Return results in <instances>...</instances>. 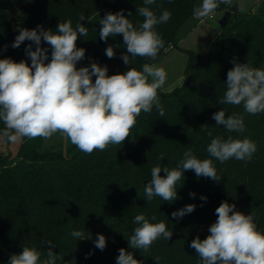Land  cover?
<instances>
[{
	"label": "trees",
	"instance_id": "1",
	"mask_svg": "<svg viewBox=\"0 0 264 264\" xmlns=\"http://www.w3.org/2000/svg\"><path fill=\"white\" fill-rule=\"evenodd\" d=\"M201 3L156 0L150 7L157 16L164 10L171 12L170 20L155 29L164 48L156 61L136 57L126 65L121 59L127 54L122 35L101 40L99 20L109 12L123 10L138 26L143 18L136 8L144 6L143 0H0V59L25 61L30 66L25 49L31 44L35 50L36 45L26 40L13 48L19 30L42 26L56 32L60 22L71 20L73 28L78 22L88 28L87 36L77 40V47L86 50L77 68L96 62L101 67L107 65L108 75L112 65L118 74L130 67L142 71L144 63L159 64L169 47L178 46L182 30L194 18V7ZM226 7L231 14L228 24L214 38L209 52L191 56L184 85L173 93L158 94L164 115L160 116L155 106L150 113L141 112L123 144L86 154L57 133L60 139L55 137L53 143L51 138H23L17 156H0V264H8L11 255L21 253L24 246L36 247L41 260L51 248L60 257L56 264H116L121 248L133 252L142 264H202L190 247L191 241L210 234L208 229L217 219L215 210L224 201L235 204V210L245 215L254 213L257 229L264 233V113L251 115L243 105L218 104L226 91L227 72L235 63L264 69V7L256 13H242L239 0ZM81 15L85 19L79 21ZM109 45L115 51L113 58L105 54ZM40 46L47 49L45 63L50 62L51 46L43 40ZM92 79L94 82L95 77ZM222 109L226 116L244 117L243 133H229L216 125L213 113ZM5 130L0 121V135ZM217 136L225 140L247 137L257 150L250 162L232 158L220 163L206 151ZM189 148L198 159H212L221 179L198 178L187 170L176 184L175 201L154 197L148 202L144 188L151 180V169L173 168ZM189 204L196 206L192 213L172 217V212ZM138 214L153 224L165 222L173 232L171 239L161 237L147 251L130 249L128 239L138 226L133 223ZM73 230L81 231L85 239L73 237ZM98 234L106 237L104 250L95 247Z\"/></svg>",
	"mask_w": 264,
	"mask_h": 264
},
{
	"label": "clouds",
	"instance_id": "2",
	"mask_svg": "<svg viewBox=\"0 0 264 264\" xmlns=\"http://www.w3.org/2000/svg\"><path fill=\"white\" fill-rule=\"evenodd\" d=\"M155 3L156 0H143L144 6L136 8V14L143 18L138 26L133 25L123 10L109 12L99 20L101 40L122 35L127 54L121 59L126 65H131L136 57L156 61L164 48V41L155 29L170 20L171 12L164 10L157 16L150 7ZM219 3L230 6L233 0H219ZM217 7L218 0H202L194 7L193 15L197 19L209 17ZM84 19L81 15L79 21ZM87 34V27L78 22L73 28L71 20L60 22L56 32L44 30L42 26L19 30L12 47L19 48L27 40L34 42L36 48L33 50L29 44L25 49L31 58L30 66L25 61L0 59V121L6 126L4 135L10 142L21 138L48 140L59 133L80 151L91 154L105 150L110 144H123L141 112L150 113L155 106L159 115H164L158 90L166 83L165 69L156 63H144L142 71L130 67L124 73L108 75L107 65L101 67L96 62L77 68L86 51L77 47V40ZM42 40L52 48L48 63H45L47 49L40 46ZM105 54L113 58V46L109 45ZM218 104L243 105L245 112L251 115L264 113V69L247 62L235 63L227 72L226 91ZM225 113L223 109L213 113L216 125L223 126L229 133H243L244 117ZM208 134L211 136V132ZM256 150L251 139L232 136L226 140L217 136L206 149L210 157L220 163L232 158L250 162ZM187 170L194 171L198 178L221 179L212 159H198L189 148L173 168L154 166L151 169V180L144 188L146 200L151 202L154 197H160L163 201H175L176 184ZM162 171L164 176H161ZM195 207L189 204L171 215L182 218ZM235 208V204L222 202L215 210L217 219L208 229L210 234L203 240L197 236L191 241L190 247L202 264H264V233L257 229L255 214L245 215ZM155 219L153 216L152 220ZM133 223L138 225L128 239L129 248L133 250L147 251L159 238L169 241L173 235L165 222L150 223L144 214L136 215ZM71 235L78 240L85 239L81 231L73 230ZM47 243L55 247L51 240ZM94 244L104 250L106 237L98 234ZM59 258L49 248L46 258L41 260V252L36 247L24 246L21 253L11 255L8 264H56ZM116 264H142V261L134 258L133 252L121 248Z\"/></svg>",
	"mask_w": 264,
	"mask_h": 264
},
{
	"label": "rangeland",
	"instance_id": "3",
	"mask_svg": "<svg viewBox=\"0 0 264 264\" xmlns=\"http://www.w3.org/2000/svg\"><path fill=\"white\" fill-rule=\"evenodd\" d=\"M261 7H264L263 0H239V11L242 13H256ZM226 12H228L226 5L220 3L211 15L213 18L211 16L200 19L194 17L186 23L178 46L169 47L164 58L157 64L167 73L166 83L158 90V94L173 93L184 85L191 56L206 54L210 51L212 41L222 33L223 28L219 21ZM5 131L0 135V156H17L23 138L12 143L4 135ZM55 137L60 139V136L53 135L50 139L51 143L57 141Z\"/></svg>",
	"mask_w": 264,
	"mask_h": 264
},
{
	"label": "water",
	"instance_id": "4",
	"mask_svg": "<svg viewBox=\"0 0 264 264\" xmlns=\"http://www.w3.org/2000/svg\"><path fill=\"white\" fill-rule=\"evenodd\" d=\"M231 14L229 12H226L223 18L219 21V24L222 28H225L226 25L229 22ZM118 74L117 68L115 65H112V72L111 75Z\"/></svg>",
	"mask_w": 264,
	"mask_h": 264
},
{
	"label": "built area",
	"instance_id": "5",
	"mask_svg": "<svg viewBox=\"0 0 264 264\" xmlns=\"http://www.w3.org/2000/svg\"><path fill=\"white\" fill-rule=\"evenodd\" d=\"M211 18H213V17L211 16Z\"/></svg>",
	"mask_w": 264,
	"mask_h": 264
}]
</instances>
